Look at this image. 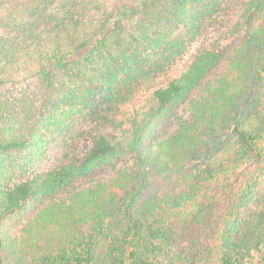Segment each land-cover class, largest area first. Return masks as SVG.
<instances>
[{"label":"trees","instance_id":"trees-1","mask_svg":"<svg viewBox=\"0 0 264 264\" xmlns=\"http://www.w3.org/2000/svg\"><path fill=\"white\" fill-rule=\"evenodd\" d=\"M0 264H264V0H0Z\"/></svg>","mask_w":264,"mask_h":264},{"label":"rangeland","instance_id":"rangeland-1","mask_svg":"<svg viewBox=\"0 0 264 264\" xmlns=\"http://www.w3.org/2000/svg\"><path fill=\"white\" fill-rule=\"evenodd\" d=\"M231 7L227 10L226 14H214L212 20L211 18L206 20L204 28L200 34L194 40L187 43L185 52L172 65L170 68V74L173 76L177 75L190 63L199 50L205 48H223L234 40V38L226 32L230 28L229 24L237 19L235 13L237 10H234V5H231ZM128 107L132 108L133 106L129 105ZM164 131L165 129H162L159 131V134ZM157 133L158 131L156 132V136Z\"/></svg>","mask_w":264,"mask_h":264}]
</instances>
